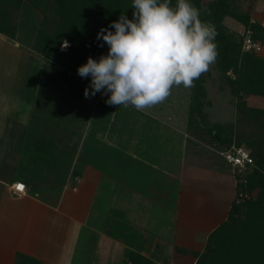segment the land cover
I'll list each match as a JSON object with an SVG mask.
<instances>
[{"label": "crops", "instance_id": "obj_1", "mask_svg": "<svg viewBox=\"0 0 264 264\" xmlns=\"http://www.w3.org/2000/svg\"><path fill=\"white\" fill-rule=\"evenodd\" d=\"M254 5L264 10V0ZM20 54L0 59L14 66L1 67L8 76L25 67L10 82L20 110L0 100V264H131L130 252L190 263L228 217L236 178L223 150L188 130L189 104L177 116L166 99L164 113L95 96L66 103L49 79L63 74Z\"/></svg>", "mask_w": 264, "mask_h": 264}, {"label": "trees", "instance_id": "obj_2", "mask_svg": "<svg viewBox=\"0 0 264 264\" xmlns=\"http://www.w3.org/2000/svg\"><path fill=\"white\" fill-rule=\"evenodd\" d=\"M4 2L12 1L15 5H19V0H2ZM50 0H29L34 7H40ZM56 4V12L58 22L53 31V35H43L41 43L46 50V58L48 57L52 63L48 65L53 68H66L78 74V68L87 63V59L92 57L99 60L102 55H107L108 45L101 40H97V32L101 27H108L112 21L118 20L121 13H124L129 19H132L133 7L132 0H52ZM245 1V0H244ZM255 1V0H254ZM177 0H171L174 7ZM237 0H211L208 3H202L200 0H191V3L200 9V19L205 22H211L215 26L217 32L216 38L224 39L227 47L223 54L226 61L230 63V68L235 76L231 82L234 85L232 93L234 95H243L245 97L251 94H259L264 96V57L256 55L255 51H242V39L238 40L236 32L227 28L224 24L226 17H231L244 27L246 33L249 31L250 38L259 44L264 41V25L250 18V7L241 9ZM113 32L115 29H111ZM13 30H7L5 26H0V32L4 34H12ZM215 38V39H216ZM63 40L69 42L67 50H59V45ZM40 42V41H39ZM103 44V47L99 45ZM47 58V59H48ZM190 103L188 105V130L197 139H202L207 134L215 137V145L222 147L224 150L230 148L233 144L231 134H225L219 131V124H210L207 122V110L209 103L207 98V89L202 77L194 81L191 87ZM205 121V123H204ZM205 124V129L203 128ZM208 125V127H206ZM225 127V126H224ZM203 129V130H201ZM201 130L199 133H197ZM207 133H206V132ZM225 135H221V134ZM240 140L235 145H240ZM222 149V150H223ZM255 167L252 174H237L236 178V197L231 205L228 217L219 225L207 239L219 237L220 235L227 237L229 240L230 217L234 218L239 205H237L238 194L248 192V186L252 183L258 184V181H264V165L257 166L256 160L252 152L249 150ZM260 178V179H259ZM256 186H261L262 183ZM239 197V196H238ZM243 203V202H242ZM251 206V205H250ZM252 211L245 219V229L232 237V243L229 248L217 251V257L213 260L216 264H264V191L258 200L251 206ZM234 214V215H233ZM237 233V232H236ZM230 252V253H228ZM207 252L198 251L195 253L196 261L194 264H206ZM136 257L140 258L138 262ZM136 258V259H135ZM224 259L227 261L224 262ZM127 260L131 264H153V262L145 256L130 252Z\"/></svg>", "mask_w": 264, "mask_h": 264}, {"label": "rangeland", "instance_id": "obj_3", "mask_svg": "<svg viewBox=\"0 0 264 264\" xmlns=\"http://www.w3.org/2000/svg\"><path fill=\"white\" fill-rule=\"evenodd\" d=\"M19 1L20 3L17 6L12 1L4 2L0 0V26H5L7 30H13L12 34H4L0 32V59H3L4 57L9 61H12L13 58L19 60L20 56H22V54H20L21 51L22 53L28 55V58H32L33 61L37 60L38 63L40 60V62L42 61L48 65V63L50 64L52 62L48 57V59L46 58L47 55L45 53L47 47L42 45L43 43H41V41L43 35H53V31L58 22V15L55 9L56 4L52 0H50L45 4H41L40 7H34L29 2V0ZM210 1L211 0H200V2L202 3H208ZM240 1H243L242 3H239V7H241V9H248V5L252 1L249 13L250 18L258 22L263 21L264 10L260 8L258 12L255 11L256 6L254 5V0H237V2ZM224 24L234 33L236 32L238 40H241L242 38L244 39V37L249 33V31L246 33V31H244L243 25L233 20L231 17H226L224 19ZM62 42L59 45V50H61ZM215 43L217 45L218 56L215 62L210 64L208 70L200 76L204 80V84L207 89L208 102H210L208 107H206V110L208 111L207 122L210 124H219L221 126L218 128L220 132H223L224 128V130H226L225 134L232 135L233 144L234 142L237 143V141L240 140V145L244 146L246 149L252 152L256 160V165L259 167L261 165H264V98L251 99L243 95H234L232 93V88H234V85L231 82V79L235 76V74L230 68V63L226 61L225 54H223L224 49L227 47V43L224 39L221 38H216ZM12 48L14 50L16 49V53H18L16 54V56L10 54ZM257 52L258 53L256 55L264 57V41L260 43V49ZM32 60H30L31 63ZM2 63V60H0V84L3 85V87L0 88V100H11V102H16V107L14 106L13 108L14 111L17 112L20 110V99H18L19 97H17L16 95H12L10 82L14 78L22 79L23 76L16 75V73L18 70V74L23 75L20 70L21 68L24 69L25 67L23 66V63H19L18 67L13 68L15 76H8V74L1 72V67L8 68L14 66L10 65V63L3 66ZM51 67L52 66L48 65L46 70ZM57 70L58 73L63 74V77H61L60 74H52L49 76V79L53 80V83L58 84L59 87L63 85L64 89L62 91L64 93L61 92L60 94L64 95V101L66 103H70V101L72 100H74V103H76V101H80L81 96H83L82 99H88L84 96V89L86 87H89L90 85V76L81 78L79 74H76L66 68H60ZM79 87H81V89ZM190 92L191 87L185 88L183 85H174L171 89L170 95L166 98L165 102L174 101L173 103L176 105L175 108L178 111L177 116H183L184 113H182V111L191 101ZM109 95L110 93L102 94V92H97L95 94V97L108 99ZM13 96L16 97L15 100ZM11 97L12 99H10ZM92 97L94 98V96ZM66 103H63L62 106L68 105ZM30 105L31 104L29 102H25V105L23 107V109L27 111V114L31 110ZM81 105L82 104H80V106ZM87 105L89 108L85 106L84 109L79 108V111H83L84 114H89L91 105ZM162 105H164V109L161 108ZM160 106L161 107L159 108V111L161 113H164V111L166 112L167 103H164L163 101L162 103H160ZM129 107H131V109L134 108L133 106ZM204 126L205 124H203V128L205 129ZM206 127H208V125ZM201 130H199L197 133H199ZM201 138L203 141L202 143L215 144L216 138L212 137L210 134H207ZM222 147L224 146H221L220 149H223ZM217 160L222 161V159L218 156ZM254 169L255 167L253 166L240 171L235 168V175L243 173H245L244 175H248L249 173L252 174L251 171H253ZM261 183L262 188L261 186H256ZM248 189H250L248 192H245L244 194H238L239 197L237 196V205H239V209H237V213H234L235 215L233 214L234 218L232 219L231 216L230 221L227 222L228 225H230L229 240H224L228 238L220 235L219 237L217 236L209 239L208 244L206 241L204 247L201 249L204 253L207 252L205 256L206 264L218 263L213 259L214 257H217V251L219 250V248H229L232 243L231 238L236 234L241 233L245 229V219L252 211L251 206L256 200L259 199L261 193L264 191L263 179L262 181H258V184H256L255 182L250 184L248 186ZM195 253L196 252L191 253L190 255L188 254L190 257H188V259L191 261V264H194L196 261V257L194 256ZM192 256L194 257V260ZM224 262L227 263L225 259Z\"/></svg>", "mask_w": 264, "mask_h": 264}, {"label": "clouds", "instance_id": "obj_4", "mask_svg": "<svg viewBox=\"0 0 264 264\" xmlns=\"http://www.w3.org/2000/svg\"><path fill=\"white\" fill-rule=\"evenodd\" d=\"M131 5L132 19L121 13L97 32V40L108 45L107 55L98 61L89 57L77 71L81 78L91 77L85 98L110 93L107 104L143 110L162 103L174 85L194 86L218 56L217 32L200 19L191 0H177L174 7L171 0H132ZM69 46L64 40L61 50Z\"/></svg>", "mask_w": 264, "mask_h": 264}, {"label": "built area", "instance_id": "obj_5", "mask_svg": "<svg viewBox=\"0 0 264 264\" xmlns=\"http://www.w3.org/2000/svg\"><path fill=\"white\" fill-rule=\"evenodd\" d=\"M260 49V44L258 42L253 41L249 34H247L242 43V51H255L257 52ZM224 159L232 168H237L239 171L244 170L250 167L253 163V158L248 149L244 146H237L232 144L230 148L221 151ZM13 191L15 192H23L24 191V183H15L12 185Z\"/></svg>", "mask_w": 264, "mask_h": 264}]
</instances>
